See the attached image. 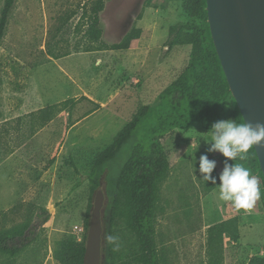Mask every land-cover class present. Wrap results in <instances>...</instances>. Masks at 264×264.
<instances>
[{"label":"rangeland","instance_id":"obj_1","mask_svg":"<svg viewBox=\"0 0 264 264\" xmlns=\"http://www.w3.org/2000/svg\"><path fill=\"white\" fill-rule=\"evenodd\" d=\"M91 2L16 0L8 17L0 43V214L34 203L50 217L31 246L12 262L0 257V264H58L54 244L81 241L89 156L111 144L138 106L158 104L160 93L188 64L189 47H166L169 27L189 22L182 0H107L99 16L104 43L142 30L136 48L125 51L105 50L83 36L81 17ZM3 5L0 0V12ZM69 99L76 102L55 108L41 126V109ZM100 102L108 108L93 115V103ZM148 124H139L124 155L147 143ZM176 136L174 146L168 144L170 170L155 208V240L169 264H207L206 229L227 219H233L229 232H235L224 240L232 250L230 263L263 258L260 199L252 208L236 209L219 200L218 187L205 193L196 160L210 155L211 133L196 126ZM52 156L56 161L49 166ZM24 213L8 212L0 227L20 222Z\"/></svg>","mask_w":264,"mask_h":264},{"label":"trees","instance_id":"obj_2","mask_svg":"<svg viewBox=\"0 0 264 264\" xmlns=\"http://www.w3.org/2000/svg\"><path fill=\"white\" fill-rule=\"evenodd\" d=\"M15 1L4 0L0 12V43ZM91 1L89 12L84 9L81 17L85 19L83 36L90 42H100L105 50L135 49L136 42L142 36V30L138 28L130 30L117 43L107 44L102 41L99 16L107 0ZM181 4L189 22L169 27L166 47H189L188 64L160 93L158 104L138 106L111 144L89 156V204L83 222L84 235L79 242L62 240L54 244L52 256L58 264H83L90 209L92 210V201L99 189H102L105 198L101 215V264H169L163 249L158 247L155 240V208L160 186L169 174L173 151L168 144L172 141L171 146H174L173 143L179 139L177 133L187 132L196 126L211 132L216 122H244L229 91L211 38L206 0H182ZM75 102L76 100L69 99L41 109V126L52 119L55 108H65ZM93 104L95 109L91 113L100 108L98 104ZM143 121L149 123L147 143L134 145L129 149L128 155H124L125 146ZM208 159L216 162L211 174L216 177V185L201 179L200 184L205 193H211L218 187L226 160L219 152H211ZM199 160L200 158L196 160L198 166ZM55 161L52 156L48 165L52 166ZM227 162L242 164L259 179V199L264 214V180L254 148L249 149L245 161L237 158ZM23 209L25 213L20 222L13 223L8 228L0 227V257L6 258L8 262L14 261L31 246L35 241L37 228L49 221L48 210L34 203L13 206L9 211L1 213L0 217L6 218L8 212ZM232 225L233 219H227L206 229L207 264H231L232 250L225 249L224 240L226 235L235 233L229 232ZM108 235L119 237L118 250L116 245L107 242ZM250 264H264V257L251 259Z\"/></svg>","mask_w":264,"mask_h":264},{"label":"water","instance_id":"obj_3","mask_svg":"<svg viewBox=\"0 0 264 264\" xmlns=\"http://www.w3.org/2000/svg\"><path fill=\"white\" fill-rule=\"evenodd\" d=\"M207 23L229 91L243 121L264 124V0H206ZM264 180V142L253 147ZM97 190L83 264H101L102 207Z\"/></svg>","mask_w":264,"mask_h":264},{"label":"clouds","instance_id":"obj_4","mask_svg":"<svg viewBox=\"0 0 264 264\" xmlns=\"http://www.w3.org/2000/svg\"><path fill=\"white\" fill-rule=\"evenodd\" d=\"M209 152H219L226 158L222 174L219 176L218 198L223 202H230L236 209L252 208L260 198L259 180L242 164H229L239 158L245 161L249 149L260 147L264 142V124H249L246 121L237 123L236 120L220 121L213 125ZM216 162L210 161L206 155L199 160V171L202 180L216 185V177L212 176ZM109 244L116 245L118 250V236L108 235Z\"/></svg>","mask_w":264,"mask_h":264},{"label":"crops","instance_id":"obj_5","mask_svg":"<svg viewBox=\"0 0 264 264\" xmlns=\"http://www.w3.org/2000/svg\"><path fill=\"white\" fill-rule=\"evenodd\" d=\"M97 104L100 106V108L98 110H96L95 112H93V115L97 114L100 110H104V109L108 108V106H107L108 105V102H105V103L100 102V103H97ZM75 126L76 125H74L73 127H75ZM60 149L63 150V146H61ZM59 152H61V151H59ZM59 152H58V154H59ZM236 216H238V214Z\"/></svg>","mask_w":264,"mask_h":264}]
</instances>
